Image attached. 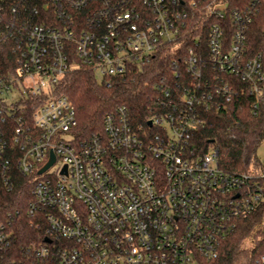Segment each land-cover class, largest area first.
Segmentation results:
<instances>
[{"label":"built area","instance_id":"obj_1","mask_svg":"<svg viewBox=\"0 0 264 264\" xmlns=\"http://www.w3.org/2000/svg\"><path fill=\"white\" fill-rule=\"evenodd\" d=\"M45 1L47 9H98L87 23L61 15L54 26L29 27L17 73L0 77V189L9 188L16 173L31 178L28 216L44 229L43 241L14 260L11 234L0 224V264L215 261L240 223L264 204V158L260 168L230 173L220 167L216 148L200 154L192 142L201 110L225 108L238 93L220 73L250 84L258 112L264 73L259 58L242 59L243 30H235L227 47L223 28L212 26L211 81L198 41L173 58L181 80L175 88L166 87V79L155 86L147 127L118 105L106 115L103 133L82 141L76 108L57 88L82 66L110 86L112 77L150 62L165 46L175 54L185 43L186 6L204 5L222 20L228 3L142 0L145 11L126 9L125 0ZM230 15L241 20L237 12Z\"/></svg>","mask_w":264,"mask_h":264},{"label":"trees","instance_id":"obj_2","mask_svg":"<svg viewBox=\"0 0 264 264\" xmlns=\"http://www.w3.org/2000/svg\"><path fill=\"white\" fill-rule=\"evenodd\" d=\"M126 9L142 7V0H125ZM189 2L190 0H186ZM228 3L225 19H217L207 8L186 6L188 18L183 32L185 43L174 54L171 46L163 47L148 63L133 65L126 76L111 78V85L101 82L95 71L82 66L67 73L60 82L57 92L67 96L74 104L78 118V136L90 139L103 133L104 119L118 105H127L132 119L147 127L150 118V97L155 86L164 79L166 87L175 88L181 78L172 68L173 58L184 56L190 48L198 50L207 71L205 79L214 75L209 55L210 30L219 24L224 30V44L230 47L235 30L244 33L243 61L259 58L264 73V0H221ZM45 0H0V77L11 78L17 73L19 60L25 49L26 31L34 25L54 26L64 17L73 16L79 22L93 19L96 9L86 6L45 7ZM138 9V10H139ZM237 12L241 20H231ZM63 21V20H62ZM221 80L228 81L238 91L232 103L222 109H203L202 124L192 136V142L200 154L212 147L218 151L220 167L230 173L242 174L251 166L260 168L262 160L259 150L264 147V93L260 94L259 109L255 114V95H250V84L240 77L220 73ZM190 82V78H186ZM220 81V80H219ZM44 101V98L39 102ZM31 103V102H29ZM32 111L28 114L30 120ZM33 185L29 177L16 173L9 188L0 189V224L11 234V256L21 259L32 246L43 241L44 229H38L28 216V206L33 199ZM44 225V224H43ZM45 227V225H44ZM264 255V204L248 219L222 248L218 259L208 264H260Z\"/></svg>","mask_w":264,"mask_h":264},{"label":"rangeland","instance_id":"obj_3","mask_svg":"<svg viewBox=\"0 0 264 264\" xmlns=\"http://www.w3.org/2000/svg\"><path fill=\"white\" fill-rule=\"evenodd\" d=\"M18 95H19V94H16V96H18ZM16 96H15V98H16ZM210 150L213 151V150H214V147H212ZM259 155H260L261 158H264V147H262V148L259 150Z\"/></svg>","mask_w":264,"mask_h":264},{"label":"water","instance_id":"obj_4","mask_svg":"<svg viewBox=\"0 0 264 264\" xmlns=\"http://www.w3.org/2000/svg\"><path fill=\"white\" fill-rule=\"evenodd\" d=\"M151 125V123H149ZM55 161L54 156L52 157L50 163L41 171V173H43L44 171H46Z\"/></svg>","mask_w":264,"mask_h":264}]
</instances>
